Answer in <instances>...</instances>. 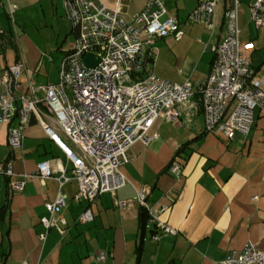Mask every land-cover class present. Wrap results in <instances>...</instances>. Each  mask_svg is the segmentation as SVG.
I'll return each instance as SVG.
<instances>
[{
  "label": "crops",
  "instance_id": "0c3cea01",
  "mask_svg": "<svg viewBox=\"0 0 264 264\" xmlns=\"http://www.w3.org/2000/svg\"><path fill=\"white\" fill-rule=\"evenodd\" d=\"M94 1L109 8L116 4V0ZM164 1L185 35L180 41L172 36L157 40L154 73L157 76L156 69L165 62L171 72L161 79L179 84L203 81L214 58L210 45L226 36L225 14L233 0H218L213 35L204 25L188 22L200 0ZM254 1L238 0V11L242 40L253 43L247 56L258 68L264 61V25L257 28L252 21ZM149 2L122 0V13L131 21ZM65 12L64 0H0V74L22 61L27 66L23 85L28 79L36 85L49 83L42 79L48 77L45 66L54 58L43 45L45 39L36 41L28 31L61 30L68 21ZM152 133L157 136L139 140L130 149V160L122 168L128 181L114 194L102 193L93 203L76 201L77 182L69 181L63 189L68 195L66 233L51 228L41 242L39 235L46 232L41 218L48 216L45 203L57 196L56 177L59 166L67 164L66 155L38 122L26 129L23 148L11 152L8 126L0 122V162L13 159L16 179L35 174L44 161H50L54 171L52 177L27 180L21 190H12L9 179L0 177V208H5L0 264H218L248 242L264 248V114L256 111L250 135L233 140L205 132L202 113L189 126L158 119ZM175 157L182 164L180 178L169 168ZM144 188L149 205L168 206L158 222L175 228L176 235L163 233L150 221L142 226L137 197ZM88 206L93 220L83 223L79 217ZM100 250L108 252L104 263L96 258Z\"/></svg>",
  "mask_w": 264,
  "mask_h": 264
},
{
  "label": "built area",
  "instance_id": "2783aa9c",
  "mask_svg": "<svg viewBox=\"0 0 264 264\" xmlns=\"http://www.w3.org/2000/svg\"><path fill=\"white\" fill-rule=\"evenodd\" d=\"M217 4L218 0H200L188 22L204 25L213 35ZM238 4L233 0L226 11L224 39L210 45L214 58L203 81L189 79L179 84L154 73L159 54L157 40L172 36L180 41L185 35L164 0H150L131 21L122 13V0H116L114 8L94 0H64L76 39L62 59L59 82L36 85L28 79L25 89L21 78L27 66L22 61L1 72L0 122L8 126L10 151L23 148L26 129L35 117L67 158L56 177L57 196L45 203L48 216L41 218L46 229L39 235L41 242H45L51 228H57L61 235L66 233L65 185L71 180L77 182L76 201L93 203L102 193L114 194L128 181L122 168L130 160V149L139 140L148 142L157 136L152 129L158 119L189 126L202 113L207 133L229 140L250 135L256 111L264 114V61L256 68L247 56L253 43L242 40ZM10 9L13 12L15 6ZM250 10L255 26H263L264 0H255ZM88 53L99 58L93 67L84 61ZM169 168L177 178L182 176V164L176 157ZM53 173L50 161H44L35 174L16 179L13 159L0 162V177L9 179L12 190H21L31 178L45 179ZM147 195L148 189L144 188L137 199L147 210L149 221L163 233L176 235L175 228L158 222L168 206L149 205ZM79 220H93L89 206ZM152 237L159 239L157 234ZM107 257L106 250L96 255L100 263ZM218 264H264V248L248 242Z\"/></svg>",
  "mask_w": 264,
  "mask_h": 264
},
{
  "label": "rangeland",
  "instance_id": "374dc122",
  "mask_svg": "<svg viewBox=\"0 0 264 264\" xmlns=\"http://www.w3.org/2000/svg\"><path fill=\"white\" fill-rule=\"evenodd\" d=\"M67 20L68 21H66L65 27L63 26L61 30H58L56 27H54V28L41 29L40 31L36 30V28L34 29L31 28L28 31V33L31 35L33 39L36 38L40 42H42L41 38L45 39V44L43 45H45L48 53L52 55L54 58L53 63L51 64L48 63L45 66V72L48 74V77L46 78V76H43L44 78L42 79L43 81H49V83L59 82V69L61 67L62 59L65 56V53L67 51H70L75 44L76 36L73 30V26L68 17ZM157 46L160 47V45ZM8 51L9 54H12L13 52L12 49L10 48ZM156 71H157V76L162 78L166 76V74L171 72V67L168 66L165 62H161L159 64V67L156 69ZM24 87L25 89H27L28 84L24 83Z\"/></svg>",
  "mask_w": 264,
  "mask_h": 264
},
{
  "label": "trees",
  "instance_id": "16d2710c",
  "mask_svg": "<svg viewBox=\"0 0 264 264\" xmlns=\"http://www.w3.org/2000/svg\"><path fill=\"white\" fill-rule=\"evenodd\" d=\"M5 218V208L2 207L0 208V223L4 220ZM150 216L147 212V210L145 209V207L141 206V222H142V226L145 225V223L147 221H149Z\"/></svg>",
  "mask_w": 264,
  "mask_h": 264
},
{
  "label": "water",
  "instance_id": "95a60500",
  "mask_svg": "<svg viewBox=\"0 0 264 264\" xmlns=\"http://www.w3.org/2000/svg\"><path fill=\"white\" fill-rule=\"evenodd\" d=\"M84 61H85L86 65L93 67L99 62V58L94 59L93 54L88 53L85 56ZM36 123H37V120L35 119V117H32L30 124H36Z\"/></svg>",
  "mask_w": 264,
  "mask_h": 264
}]
</instances>
